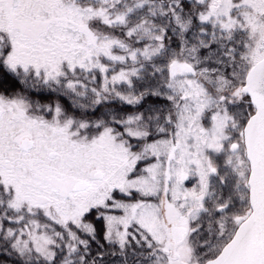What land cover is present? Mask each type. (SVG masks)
Here are the masks:
<instances>
[{"label": "snow or ice", "instance_id": "6c2138e0", "mask_svg": "<svg viewBox=\"0 0 264 264\" xmlns=\"http://www.w3.org/2000/svg\"><path fill=\"white\" fill-rule=\"evenodd\" d=\"M9 77L0 264H264V0H0Z\"/></svg>", "mask_w": 264, "mask_h": 264}, {"label": "trees", "instance_id": "16d2710c", "mask_svg": "<svg viewBox=\"0 0 264 264\" xmlns=\"http://www.w3.org/2000/svg\"><path fill=\"white\" fill-rule=\"evenodd\" d=\"M17 90L25 91L22 88V86H19L15 80L11 79V77L8 78L7 83L0 86V91H6L8 93H11ZM26 94L29 96L30 99L38 100L41 103H51V102L59 101L66 110H68L69 112H75L77 116L80 115L79 110L73 109L71 106L70 100L62 94L51 92L48 89L30 90V91H26ZM154 103L163 104L164 101L149 98L148 100L144 101L143 104H141L140 106L121 105L119 101H115L108 106L122 113H132V112H137V111H143ZM102 111H104V107L98 108L94 116H99ZM89 115H90V118H92L93 114L90 113ZM115 195L117 197L125 198L124 196L119 195V194H115Z\"/></svg>", "mask_w": 264, "mask_h": 264}, {"label": "flooded vegetation", "instance_id": "af4514ba", "mask_svg": "<svg viewBox=\"0 0 264 264\" xmlns=\"http://www.w3.org/2000/svg\"><path fill=\"white\" fill-rule=\"evenodd\" d=\"M19 86H21L19 83H17ZM144 165V163H141L140 165H139V167L140 168H142V166ZM116 194H119V195H122V196H124L123 194H120V193H116ZM125 197V196H124ZM116 198H120V199H127V197H125V198H123V197H117L116 196ZM102 243H103V241H101ZM93 248H94V250H95V248H96V245L95 244H93ZM105 248L107 249L108 248V246H107V244H105ZM111 259H115V258H111Z\"/></svg>", "mask_w": 264, "mask_h": 264}, {"label": "rangeland", "instance_id": "374dc122", "mask_svg": "<svg viewBox=\"0 0 264 264\" xmlns=\"http://www.w3.org/2000/svg\"><path fill=\"white\" fill-rule=\"evenodd\" d=\"M151 162V161H149ZM145 165H143L142 167H144ZM194 181H190V182H186L188 186H191V183H193ZM117 199H120V198H117ZM115 214H120L119 212H116Z\"/></svg>", "mask_w": 264, "mask_h": 264}]
</instances>
